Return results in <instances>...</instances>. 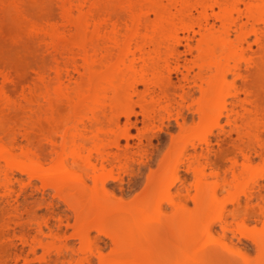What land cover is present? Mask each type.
Here are the masks:
<instances>
[{"label":"bare ground","instance_id":"1","mask_svg":"<svg viewBox=\"0 0 264 264\" xmlns=\"http://www.w3.org/2000/svg\"><path fill=\"white\" fill-rule=\"evenodd\" d=\"M6 1L0 0V10ZM49 6L51 11H59L63 25L60 27L49 16L46 24L32 28L35 31L27 38L41 40L40 32L45 39L49 38L54 52L52 71L39 68L32 76L33 73L26 71L1 69L0 114L22 113L31 117L44 107L53 109L57 104H64L73 114V120L67 121L65 129L57 128L60 140L51 138L49 145L31 143L29 129H23L22 135L27 140L24 144L14 130L7 142L0 136L1 207L7 209L28 201L26 195H13L15 181L22 182L24 190L35 186L33 180L38 179L42 188L49 187L59 195L77 222L90 218L76 233L81 241L89 240L91 229H102L104 218L101 217L111 215L118 208L115 202L112 204L113 196L107 188V179L114 177V173L99 170L131 156V150L120 143L123 137L128 146L130 137L128 127H120V115H124L125 123H131L135 110L118 111L117 108L124 97L131 100L136 96L143 120L155 122L161 113L158 109L170 111L174 103L179 104L174 98L177 92H180V102L196 93L195 89L185 90V86L175 84L172 73H181L184 80L197 87L200 97L196 109L203 117H210L216 105L225 107L230 98L228 119L232 127L219 134L218 141L223 148L231 144L243 161L239 167V156L230 152L233 153L232 179L224 176L211 186L207 168L216 149L204 135L205 147L188 165L194 181L188 183L185 177L179 176L175 166V178L168 182L167 188L178 180L179 190L189 193L193 187L194 200L199 197L201 200L209 192L215 196L219 189L234 183L235 188H240V194H235L230 201L237 205L243 203L247 215L253 202H264V183L253 173L252 156L255 151L264 161V97L259 92V86L264 83V0H58ZM182 44L185 50H180ZM229 75L241 78L242 83L229 84ZM17 93L21 99L16 97ZM105 123L110 126L108 130L104 129ZM141 133L140 142L149 141V136ZM52 155L56 162L44 167L45 160ZM21 174L27 176V183ZM201 204L202 211L210 205ZM59 211L66 215L67 208L59 203ZM253 213L264 217L262 206ZM39 228V235H44V230ZM207 229H211L210 224ZM258 242L264 249V239ZM72 246L66 240L64 250L49 258L48 264H65L71 260ZM195 248L190 257L185 253V258L178 259H155V256L152 259L143 249V255L134 253L136 257L132 261L136 264H207L210 258L223 256L216 246Z\"/></svg>","mask_w":264,"mask_h":264},{"label":"rangeland","instance_id":"2","mask_svg":"<svg viewBox=\"0 0 264 264\" xmlns=\"http://www.w3.org/2000/svg\"><path fill=\"white\" fill-rule=\"evenodd\" d=\"M6 2L0 10V71H26L33 73L32 76L39 68L51 72L54 52L49 38L45 39L42 32L41 40H29L31 37L28 35L38 29L37 26H44L49 16L58 21L60 27L63 25L59 11H51L49 6L58 0ZM184 48L183 44L180 45V50ZM187 57L190 58V55L187 54ZM172 76L175 84L185 86V90L195 89L196 93L191 96L193 98H185L180 102V92H177L174 98L181 106L174 103L170 111L158 109L161 113L155 122L143 120L136 96L131 100L124 97L117 108L118 111L133 108L135 113L131 115V123H125L124 115H120V127L125 125L130 130L128 146L123 137H120V143L131 150V156L99 170H112L114 173V177L107 179V188L113 196L112 204L115 202L118 207L117 211H112L115 215L110 212L111 215L101 217L104 218L102 229H91L89 240L81 241L76 233L90 218L77 222L73 211L66 207L59 195L49 187L42 188L38 179H34L35 186H27V190L22 189V182L15 181L13 195H26L28 201L13 204L7 209L0 206V264H48L49 258H55L58 252L64 250L62 247L66 240L73 244L71 250L65 249L70 250L73 257L65 264H89L93 260L96 264H136L132 261L136 257L134 253L143 255L145 251L152 259L154 256L155 259L185 258V253L187 256L192 255L195 251L192 248L203 245L216 246L223 254L210 258L207 264H234L237 260H251L259 264L264 249L258 240L264 239V217L252 214V211L258 210L264 202H253L249 206L251 213L247 215L243 203L237 205L230 201L235 194H240V188H235L234 183L219 189L215 196L209 192L201 200L200 197L194 200L196 192L193 187L189 193L184 189L179 190L178 180L167 188L168 182L175 178V166H178L179 176L185 177L188 183L194 181L188 165L194 155L205 147L202 140L204 135L216 149L211 153L207 168V181L211 186L224 176L232 179L230 164L234 152L239 156V167L243 161L231 144L223 148L218 141V135L232 127L228 119L230 98H227L225 107L216 105L210 117H203L196 109L200 97L197 87L191 81L184 80L181 73H172ZM228 80L229 84L233 81L242 83L241 78L233 75H229ZM262 85L259 86V92L264 97V83ZM240 96H244L242 92ZM16 97L21 99L20 93ZM44 108L31 117L23 116L22 113L14 116L3 112L0 114V136L7 142L11 130H14L18 140L24 144L27 140L22 133L29 129L32 134L30 142L38 146L49 145L50 139L54 137L60 140L57 128L65 129L67 121L72 122L73 114L64 104H57L53 109ZM181 112L182 115H179ZM109 128L105 123L104 129ZM141 132L149 136V141L144 139L140 142L138 135ZM262 132L264 134V129ZM53 156L47 157L44 167L56 162ZM252 156L253 173L264 183V161L255 151ZM20 177L25 183L28 182L26 175L21 174ZM59 203L67 208L66 215L59 211ZM207 203H210L209 208L205 206L202 211L199 205L208 206ZM181 204H185V207ZM209 224L211 229H207ZM39 227L44 230V235H39ZM87 258L89 262H86Z\"/></svg>","mask_w":264,"mask_h":264},{"label":"snow or ice","instance_id":"3","mask_svg":"<svg viewBox=\"0 0 264 264\" xmlns=\"http://www.w3.org/2000/svg\"><path fill=\"white\" fill-rule=\"evenodd\" d=\"M262 215H264V205H262ZM222 222V221H221ZM89 264H96V261H90ZM234 264H256L255 261H244V260H237L234 262ZM259 264H264V250L261 252V260Z\"/></svg>","mask_w":264,"mask_h":264}]
</instances>
